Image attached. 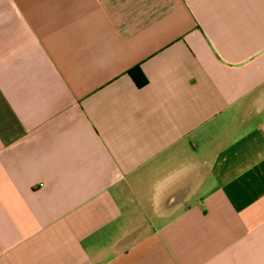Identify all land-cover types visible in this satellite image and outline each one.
Here are the masks:
<instances>
[{
    "label": "crops",
    "instance_id": "obj_1",
    "mask_svg": "<svg viewBox=\"0 0 264 264\" xmlns=\"http://www.w3.org/2000/svg\"><path fill=\"white\" fill-rule=\"evenodd\" d=\"M0 264H264V0H0Z\"/></svg>",
    "mask_w": 264,
    "mask_h": 264
},
{
    "label": "trees",
    "instance_id": "obj_2",
    "mask_svg": "<svg viewBox=\"0 0 264 264\" xmlns=\"http://www.w3.org/2000/svg\"><path fill=\"white\" fill-rule=\"evenodd\" d=\"M128 72L138 86H143L148 82V78L143 73V71L139 65H136V66L130 68Z\"/></svg>",
    "mask_w": 264,
    "mask_h": 264
}]
</instances>
